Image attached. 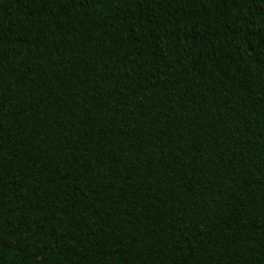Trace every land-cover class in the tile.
<instances>
[{
	"label": "trees",
	"instance_id": "16d2710c",
	"mask_svg": "<svg viewBox=\"0 0 264 264\" xmlns=\"http://www.w3.org/2000/svg\"><path fill=\"white\" fill-rule=\"evenodd\" d=\"M0 264H264V0H0Z\"/></svg>",
	"mask_w": 264,
	"mask_h": 264
},
{
	"label": "clouds",
	"instance_id": "9594fccd",
	"mask_svg": "<svg viewBox=\"0 0 264 264\" xmlns=\"http://www.w3.org/2000/svg\"><path fill=\"white\" fill-rule=\"evenodd\" d=\"M115 11V9H113ZM92 9L85 11L79 3L74 4L69 9L62 12L56 21L47 29L49 35L61 37L65 33L72 32L74 26H81L87 23ZM196 25L201 32H212L217 27V13L214 10H206L201 15L195 17ZM94 61L95 77L98 81V90L101 92H117L123 94L128 87L129 81L122 79L118 71L108 70V59L103 55V49L99 41L88 42L81 40L74 55L68 58L67 63L72 67H77ZM139 132L135 123L126 118L112 122L104 129V133L109 143L114 149L126 148L129 141ZM7 227L16 229L18 219L11 216L8 219Z\"/></svg>",
	"mask_w": 264,
	"mask_h": 264
}]
</instances>
